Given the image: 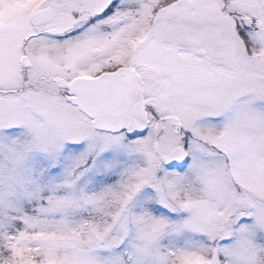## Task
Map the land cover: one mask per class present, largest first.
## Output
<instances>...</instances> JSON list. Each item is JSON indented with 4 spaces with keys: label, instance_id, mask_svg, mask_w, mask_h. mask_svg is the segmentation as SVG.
Segmentation results:
<instances>
[{
    "label": "snow or ice",
    "instance_id": "6c2138e0",
    "mask_svg": "<svg viewBox=\"0 0 264 264\" xmlns=\"http://www.w3.org/2000/svg\"><path fill=\"white\" fill-rule=\"evenodd\" d=\"M0 264H264V0H0Z\"/></svg>",
    "mask_w": 264,
    "mask_h": 264
}]
</instances>
